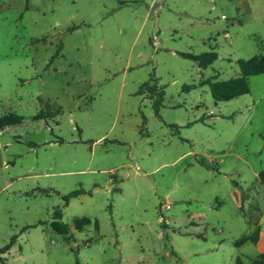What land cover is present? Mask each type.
<instances>
[{"label":"rangeland","instance_id":"1","mask_svg":"<svg viewBox=\"0 0 264 264\" xmlns=\"http://www.w3.org/2000/svg\"><path fill=\"white\" fill-rule=\"evenodd\" d=\"M123 1L0 0V116L24 118L0 134V264H255L264 238L237 243L264 236V74L230 102L209 83L264 54V0Z\"/></svg>","mask_w":264,"mask_h":264},{"label":"trees","instance_id":"2","mask_svg":"<svg viewBox=\"0 0 264 264\" xmlns=\"http://www.w3.org/2000/svg\"><path fill=\"white\" fill-rule=\"evenodd\" d=\"M121 7L130 6L136 4L135 2H128L119 0ZM77 27H72L69 31L77 30ZM184 59L191 60L195 62L200 69L209 68L217 59L218 53L215 51L205 52L199 55L192 53H179ZM238 66L240 70V76L233 78L227 81L213 82L209 83L211 94L213 99L216 102H230L234 99H237L241 96L247 95L250 92L249 87V78L254 76H260L264 74V54H258L248 60H239ZM153 82V83H151ZM139 94H149V98L153 101V107L157 115H159L160 110L163 106L164 101V89L160 88L157 81L151 80L147 83H144L139 92ZM61 109L53 111L51 107L47 112H40L33 117V120H44L54 118L59 114ZM24 121V118L15 113L11 112L5 115L0 116V134L1 132L9 127L21 125ZM260 183L264 186V171L260 172L258 175ZM85 193L83 190H75L71 193L64 195L62 197L64 206H68L71 199L76 198ZM57 217L54 218V221L51 224L52 229L63 236H67L69 233V227L62 222V214L58 212ZM91 224L90 219L82 218L76 221L75 227L77 230H82L84 226ZM29 227L23 228L22 231L28 230ZM17 236H13L10 241L2 248H0V256L6 254L11 250V248L16 244ZM259 241V233L254 231L249 237L242 238L238 245H243L246 242H251L256 244ZM79 264V263H78ZM235 264H245L241 258L236 260ZM255 264H264V253L259 254L255 259Z\"/></svg>","mask_w":264,"mask_h":264},{"label":"crops","instance_id":"3","mask_svg":"<svg viewBox=\"0 0 264 264\" xmlns=\"http://www.w3.org/2000/svg\"><path fill=\"white\" fill-rule=\"evenodd\" d=\"M234 3L236 4V6H238V8H240L242 14H246V13H243V11H242V9H241V5H240V1H239V0H235ZM248 8H250V6H249ZM247 14H248V13H247ZM257 176H258V175H257ZM239 200H240V201H239ZM238 202L241 203V198H238ZM62 217H63V215H62ZM90 221H91V220H90ZM91 222H92V221H91ZM89 225H90V224H89ZM84 228H85V226H84ZM249 236H250V235H249ZM249 236H246V237H249ZM263 238H264V236H262V234H259V241H258L255 245L260 246V244H261ZM246 243H251V242H246ZM252 244H253V243H252ZM15 248L17 249V245H16V244L11 248V250H10L9 252H7L6 254H2V255H3V256L10 255V252H11L12 250H14ZM262 252H264V250H261L260 254H261ZM256 257H257V256H256ZM256 257H254V258L256 259ZM235 263H236V262H235ZM244 263L247 264V262H246L245 260H244Z\"/></svg>","mask_w":264,"mask_h":264}]
</instances>
